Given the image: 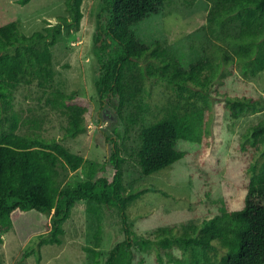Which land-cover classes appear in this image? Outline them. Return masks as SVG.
I'll return each mask as SVG.
<instances>
[{
  "label": "trees",
  "instance_id": "trees-1",
  "mask_svg": "<svg viewBox=\"0 0 264 264\" xmlns=\"http://www.w3.org/2000/svg\"><path fill=\"white\" fill-rule=\"evenodd\" d=\"M29 1L17 0L22 5ZM82 1L64 0L67 15L31 34L20 31L14 18L0 21V234L11 228L21 244L34 234L43 242L60 243L63 222L73 206L85 200L89 209L105 204L116 208L121 217L125 237L110 248L104 264H134L135 250H144L151 242L158 244L160 262H164L161 251L177 243L190 255L168 257L173 264H264V160L258 169L252 166L240 208L224 207L204 219L197 235H176L159 228L157 239L151 240L131 227L127 208L141 192L128 190L123 182L124 158L116 138H109L112 152L106 160L88 161L86 177L69 181L68 174L85 158L56 138L44 137L37 117L21 118L14 110L15 88L35 83L46 94L45 104L66 115V135L86 130L90 101L53 86L51 53L60 35L79 26ZM169 1L100 0L95 13L92 50L98 71L93 84L101 102L114 99L121 119L133 123L143 108L138 98L147 78L167 84L184 100L160 119L141 126L137 156L145 175L185 155L177 146L179 139L201 140L210 88L222 66L236 61L245 75L264 68V0H210L207 24L201 28L207 43L187 67L171 47L158 40L147 44L133 29ZM224 98L233 117L264 107V101L254 96ZM133 100L135 110L125 113ZM248 134L264 155V118ZM213 241L224 254L212 262L207 250ZM91 251L97 256L96 250Z\"/></svg>",
  "mask_w": 264,
  "mask_h": 264
},
{
  "label": "rangeland",
  "instance_id": "rangeland-1",
  "mask_svg": "<svg viewBox=\"0 0 264 264\" xmlns=\"http://www.w3.org/2000/svg\"><path fill=\"white\" fill-rule=\"evenodd\" d=\"M99 1L83 0L79 26L60 35L51 46L53 86L90 101L86 130L76 136L66 135V115L45 104L46 94L35 83L15 88L13 108L21 118L37 117L44 137L56 138L85 158L78 169L68 174L69 181L86 177L88 161L106 160L112 152L109 138H116L124 158L123 182L128 190L141 192L127 208L132 229L151 240L156 238L159 228L170 229L176 235H197L204 219L221 213L224 207L231 210L242 206L252 166L258 169L264 160L261 145L253 144L248 134L250 127L264 118V107L233 117L224 98L246 95L264 101V68L255 75H245L236 61L222 66L210 88L201 140L179 139L177 146L185 150V155L145 175L137 156L141 126L160 119L184 100L167 84L147 78L138 98L143 108L133 123L121 119L114 99L100 101L93 84L98 69L92 50ZM210 4V0H170L159 12L133 26L134 32L147 44L158 40L171 47L180 63L187 67L203 53L202 46L207 43L201 28L207 24ZM61 15H67L64 0H30L23 5L17 0H0V21L16 19L25 34L56 23ZM135 100L124 109L125 113L135 110ZM89 206L85 200L73 206L63 222L60 243L43 242L34 234L21 244L11 228L2 231L0 263L104 264L110 248L125 237L121 217L114 207L94 204L89 209ZM212 244L207 251L213 262L224 254V249L216 241ZM91 249L98 252L97 256ZM158 249L156 242L144 250L136 249L134 264L140 260L143 264H173L168 262V257L190 255L173 243L161 251L164 262H160Z\"/></svg>",
  "mask_w": 264,
  "mask_h": 264
}]
</instances>
